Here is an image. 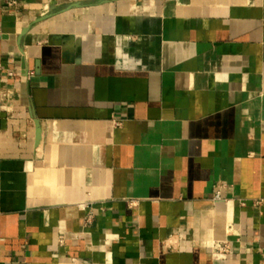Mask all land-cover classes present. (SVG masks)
Wrapping results in <instances>:
<instances>
[{"label": "crops", "instance_id": "1", "mask_svg": "<svg viewBox=\"0 0 264 264\" xmlns=\"http://www.w3.org/2000/svg\"><path fill=\"white\" fill-rule=\"evenodd\" d=\"M7 1L0 264H264V0Z\"/></svg>", "mask_w": 264, "mask_h": 264}, {"label": "built area", "instance_id": "2", "mask_svg": "<svg viewBox=\"0 0 264 264\" xmlns=\"http://www.w3.org/2000/svg\"><path fill=\"white\" fill-rule=\"evenodd\" d=\"M6 4H7L8 7L12 8V7H15L17 5V2H16V0H8ZM26 75H27V77H31L33 74L27 72ZM6 76L9 79H12V80L13 79H17L18 77L19 78H22V75L20 73H18L17 71L13 70V69L8 70L6 72ZM0 98L2 100L6 99L7 98V94L5 92L0 91ZM116 124H118V123H116ZM214 199L215 200H220V193H219V191L215 192ZM260 202H262V200L255 201L256 204H259ZM241 204L243 205V202H241Z\"/></svg>", "mask_w": 264, "mask_h": 264}, {"label": "water", "instance_id": "3", "mask_svg": "<svg viewBox=\"0 0 264 264\" xmlns=\"http://www.w3.org/2000/svg\"><path fill=\"white\" fill-rule=\"evenodd\" d=\"M73 6L74 7H80L79 4H76V5H73ZM53 9H54V6L51 7V10H53ZM49 17H50V15H45V16L41 17L39 19V21H43V20H45V19H47ZM26 33H27V29L22 31V35H25ZM22 68L25 69L24 64H22ZM23 72H25V70ZM39 139H40V126H39V123L36 121V144L39 143Z\"/></svg>", "mask_w": 264, "mask_h": 264}]
</instances>
